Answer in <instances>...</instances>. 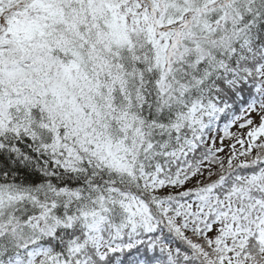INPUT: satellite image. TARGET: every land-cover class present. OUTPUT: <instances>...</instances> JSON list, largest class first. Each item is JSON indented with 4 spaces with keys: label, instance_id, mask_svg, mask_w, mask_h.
<instances>
[{
    "label": "snow or ice",
    "instance_id": "1",
    "mask_svg": "<svg viewBox=\"0 0 264 264\" xmlns=\"http://www.w3.org/2000/svg\"><path fill=\"white\" fill-rule=\"evenodd\" d=\"M0 264H264V0H0Z\"/></svg>",
    "mask_w": 264,
    "mask_h": 264
}]
</instances>
